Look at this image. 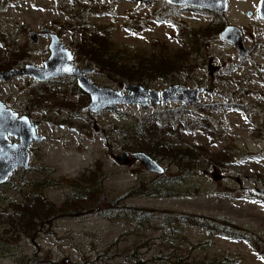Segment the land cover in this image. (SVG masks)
<instances>
[{
	"label": "rangeland",
	"instance_id": "1",
	"mask_svg": "<svg viewBox=\"0 0 264 264\" xmlns=\"http://www.w3.org/2000/svg\"><path fill=\"white\" fill-rule=\"evenodd\" d=\"M232 3L231 10L240 13L248 8L241 0ZM75 9L90 23V32L103 27L115 51L126 59L134 54L159 53L165 46L178 49L177 38L186 32L183 26L203 29L211 20L210 15L183 8L155 12L153 6L136 0H0V33L6 35L5 41L0 37V65L10 61L8 52L18 48L21 57L26 58L13 68L26 63L42 66L49 56V37L39 35L34 44L29 32L48 27L72 51L74 64L85 66L81 32L64 26L75 22L71 20ZM189 56L192 70L181 72L178 82L156 79L145 86L161 90L178 84L212 89L201 93L199 103L185 105L183 114L185 120L209 122L218 138L208 137L205 129L197 127L179 138H171L180 145L198 144L206 149L188 177L166 160L159 161L164 172L157 174L147 171L139 161L120 163L115 159L126 151L120 129L137 113L180 103L148 109L139 104L120 105L115 111L93 113L86 109L85 93L75 91L67 77L37 82L20 76L0 81V99L19 114L28 115L38 124V132L45 135L42 142L32 144L31 169L25 177H39L38 168L48 167L54 178L70 179L99 161L109 197L121 195L135 185L161 187L171 195H136L125 198L124 203L153 208L157 215L223 218L250 231L252 239H263L264 199L250 189L264 188V77L218 36L201 52ZM210 60L218 66L212 75L207 71ZM88 76L99 86L124 90L119 78L95 67ZM33 90H42L47 96L42 100L32 95ZM214 156L224 159L221 166L213 162ZM19 175L13 174L11 182L0 186V236L6 231L10 236L6 246L9 254L0 259V264H18L21 256L33 254L47 264H264V256L255 250L253 241L210 235L206 229L188 224L171 230L161 216L139 226L125 215L108 219L57 214L50 223L42 224L34 237H17L12 204L17 200L15 186ZM69 193L71 189L63 185L45 191L56 205ZM28 264L32 261L28 260Z\"/></svg>",
	"mask_w": 264,
	"mask_h": 264
},
{
	"label": "trees",
	"instance_id": "2",
	"mask_svg": "<svg viewBox=\"0 0 264 264\" xmlns=\"http://www.w3.org/2000/svg\"><path fill=\"white\" fill-rule=\"evenodd\" d=\"M76 10L78 9L74 11ZM71 18L75 22L64 26L69 29L76 28L81 32L84 43L81 46V54L85 56V65H93L95 69L119 78L121 80L120 86L122 87L132 83L146 86L156 79H163L166 82H178V76L181 72H190L186 70H192L189 55L192 52L198 53V51L201 52V50L205 49L209 41L212 38H217L222 29L220 24L207 25L203 29L185 28L183 26L182 29L186 30V32L177 38V42L180 43L178 49L172 50L165 46L159 53L152 52L148 56L134 54L131 58L126 59L115 51L112 43L105 35L106 32L103 27L99 30L97 29V31L90 32V23L82 18V13L77 11L72 12ZM159 18L161 17L159 16ZM0 37L3 38L2 41H5L6 35L0 33ZM184 38L185 40H182ZM7 54H9L10 61L0 65V70L13 68L20 60L26 58V55L21 57L18 48L16 51H10ZM189 64L191 67H189ZM67 79L73 83L75 91L83 93L78 88L74 78L67 77ZM40 85L43 84L39 83ZM32 95L42 100L47 96L46 94L43 96L42 90H33ZM84 97L88 100L86 94ZM184 107L185 105L183 104L174 107L165 105L162 109L155 108L153 111L145 112L144 114L137 113L128 125L120 129L125 139L123 148L129 152H145L157 162L166 160L176 165L180 174L183 176L187 174L188 177V174L193 172L196 165L199 164V157L204 156L203 151L206 149L198 144L189 145L186 143L185 145H180L172 141L171 138H179L182 134L189 133L196 127L205 129L206 135L210 138L215 136L218 138V133L207 121L197 118L185 120ZM217 140L215 139L214 142H217ZM221 158L214 156L213 162L221 166V162L224 160ZM30 169L19 168L13 173L19 175V172H22V176L19 175L20 181L15 186L17 200L12 204L13 216L16 218L14 221V227L16 228L14 234L17 237L22 235L34 237L39 227L42 224L50 223L51 220L57 217V214H71L78 217L92 215L108 219L125 215L139 226L152 218L161 216L166 220V226L171 230L175 228V231H177L180 226L188 224L193 227L206 229L210 235L225 236L234 240L253 241L256 247L255 250L264 256V238L260 237L259 239L256 236V238L252 239L250 231H243L244 228L236 226L226 219L202 215L187 216L185 214H177L174 217L166 214L157 215L156 210L153 208L124 203L125 198L136 195L144 197H165L171 195L168 190H164L161 187L135 185L121 195L109 197L104 186L106 177L100 171L99 161L95 163L94 167L86 168L79 176L70 179L54 178L51 176L53 170L48 167H39V177L28 179L25 175L30 173ZM10 178L9 182H11ZM59 185L70 188L71 193L60 205H56L46 197L45 191ZM8 234L6 231L4 236H0L1 255L9 254L6 247L10 242ZM28 260H31L32 264H47L46 262L42 263L36 254L28 257L21 256L18 264H28Z\"/></svg>",
	"mask_w": 264,
	"mask_h": 264
},
{
	"label": "water",
	"instance_id": "3",
	"mask_svg": "<svg viewBox=\"0 0 264 264\" xmlns=\"http://www.w3.org/2000/svg\"><path fill=\"white\" fill-rule=\"evenodd\" d=\"M173 4L193 5L224 11L225 5L220 0L210 5L209 0H167ZM39 35L49 37V56L42 66L26 63L22 67L0 70V81H9L15 77H31L37 82H48L60 77H72L78 88L88 96L86 109L96 113L103 110H118L120 105L139 104L143 109L160 104L180 103L196 104L200 102V93L209 92L206 87H185L178 84L168 85L161 90L147 88L141 84H127L124 90L95 84L88 76L94 71L92 65L83 67L73 62L72 51L64 45L57 33L45 27L40 32L30 31L29 38L38 43ZM220 39L237 46L240 56L246 54L241 30L234 25L225 26L219 34ZM216 66L210 64L208 73L215 72ZM264 69V68H263ZM264 74V71H261ZM12 137L16 141L10 142ZM45 135L38 132V124L26 114H19L0 99V185L6 183L19 168L28 169L30 165V145L40 143ZM116 161L128 163L139 161L144 168L153 173L162 174V165L142 151L128 153L123 151L116 156ZM251 192L264 198V188L254 186Z\"/></svg>",
	"mask_w": 264,
	"mask_h": 264
},
{
	"label": "flooded vegetation",
	"instance_id": "4",
	"mask_svg": "<svg viewBox=\"0 0 264 264\" xmlns=\"http://www.w3.org/2000/svg\"><path fill=\"white\" fill-rule=\"evenodd\" d=\"M65 1H76V0H65ZM109 1H125V0H109ZM136 1H138L141 4H149L150 6H153L154 9H156L155 12L161 13L165 9L174 10L177 8H183L186 10L200 12L204 15L205 14L210 15L211 20L210 22H208L209 23L208 25L220 24L222 25V29L227 25H234L238 27L241 30L243 44L247 50L245 55L240 56L237 46L229 42H226L222 39L221 40L229 44L232 48H234L239 58L250 62L252 70L260 71V73L264 77V74L261 72L264 71L263 69L264 68V0H241L242 2L248 5V8L245 9L244 11H241V13L238 10H231V6L233 5L232 2H237L238 0H220L225 5L224 11L205 8V7H197L188 4L186 5L173 4L168 2L167 0H136ZM218 1L219 0H209L210 5L215 4ZM242 15L244 16V18ZM148 18L150 19V16ZM149 19H142V21L144 22ZM210 64H212V60H210L208 63V69ZM217 68L218 66H216L215 71L217 70ZM199 87H203V86H199ZM209 89H210L209 92H212V89L211 88ZM190 104H186V105H190ZM9 141L14 142L16 140L10 137ZM32 144L30 145V158H31ZM30 166H31V161L29 167ZM8 182L9 181H7L6 183L0 186H4L5 184H8ZM259 198L264 199L262 197ZM3 257H7V256L2 255L0 259H2Z\"/></svg>",
	"mask_w": 264,
	"mask_h": 264
}]
</instances>
